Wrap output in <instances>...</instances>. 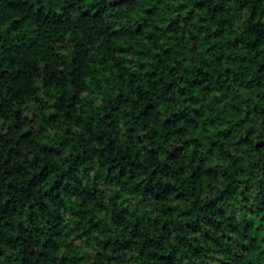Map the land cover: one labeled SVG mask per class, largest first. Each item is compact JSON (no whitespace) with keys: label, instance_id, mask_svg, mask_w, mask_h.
<instances>
[{"label":"trees","instance_id":"16d2710c","mask_svg":"<svg viewBox=\"0 0 264 264\" xmlns=\"http://www.w3.org/2000/svg\"><path fill=\"white\" fill-rule=\"evenodd\" d=\"M0 264H264V0H0Z\"/></svg>","mask_w":264,"mask_h":264}]
</instances>
